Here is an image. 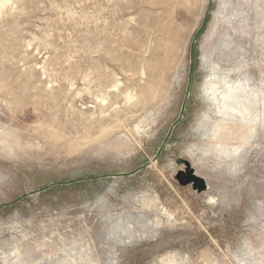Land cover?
Listing matches in <instances>:
<instances>
[{
  "label": "rangeland",
  "instance_id": "374dc122",
  "mask_svg": "<svg viewBox=\"0 0 264 264\" xmlns=\"http://www.w3.org/2000/svg\"><path fill=\"white\" fill-rule=\"evenodd\" d=\"M0 264H264V0L4 1Z\"/></svg>",
  "mask_w": 264,
  "mask_h": 264
},
{
  "label": "bare ground",
  "instance_id": "6f19581e",
  "mask_svg": "<svg viewBox=\"0 0 264 264\" xmlns=\"http://www.w3.org/2000/svg\"><path fill=\"white\" fill-rule=\"evenodd\" d=\"M4 1L6 0H0V6L1 4L3 5ZM208 86V90L205 91L208 99L216 103L219 108L222 106L223 110L231 113V116L238 113L241 114L242 118L245 117L246 107L247 105H252L254 98V93L252 97L250 96L249 86L246 82L225 78L220 84L215 82Z\"/></svg>",
  "mask_w": 264,
  "mask_h": 264
}]
</instances>
